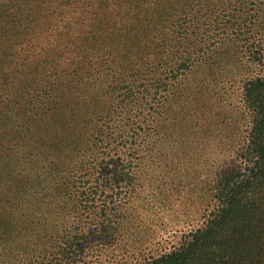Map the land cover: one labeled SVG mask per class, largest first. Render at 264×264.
Listing matches in <instances>:
<instances>
[{
  "label": "rangeland",
  "instance_id": "1",
  "mask_svg": "<svg viewBox=\"0 0 264 264\" xmlns=\"http://www.w3.org/2000/svg\"><path fill=\"white\" fill-rule=\"evenodd\" d=\"M149 1L148 33L120 35L145 38L148 59L116 78L86 76L92 0H0V41L52 16L76 29L51 78L0 60V264L136 263L214 212L252 126L242 87L264 57V0Z\"/></svg>",
  "mask_w": 264,
  "mask_h": 264
},
{
  "label": "trees",
  "instance_id": "2",
  "mask_svg": "<svg viewBox=\"0 0 264 264\" xmlns=\"http://www.w3.org/2000/svg\"><path fill=\"white\" fill-rule=\"evenodd\" d=\"M92 1L86 4V16L80 18L81 26L86 25V44H82L86 47V76L105 72L117 78L115 75L121 72H138L148 59L151 47H145V38L120 35L134 33L141 37L148 33L145 22L151 18L150 1ZM213 1L219 3V0ZM217 11L221 12L220 6ZM12 12L8 9L1 22L13 18ZM212 17L219 19L217 26L229 29L244 23H231V18L223 20L215 12ZM70 24L72 22L66 18L56 20L52 16L33 32H10L11 38L0 41V60L10 61V53L20 54L23 61L29 56L31 65L35 64L38 70L35 75L51 78L56 73L52 66L62 61L66 64L67 54L74 49V40L68 34L76 29ZM179 24L183 28V24ZM182 28L177 25L174 31L181 33ZM137 40H143L140 42L143 44ZM96 64L99 70L94 68ZM260 64L257 74H249L243 81V106L253 116L252 126L246 146L229 162L231 171L218 174L213 181L210 195L214 212L203 216L204 220L197 226L185 230L179 246L125 264H264V57ZM173 67L180 69L177 65ZM66 74L70 76V72ZM159 85L166 86L161 82Z\"/></svg>",
  "mask_w": 264,
  "mask_h": 264
}]
</instances>
